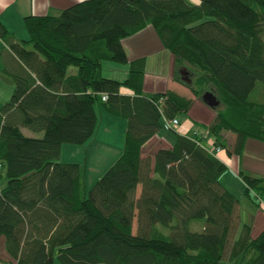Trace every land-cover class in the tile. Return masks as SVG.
<instances>
[{"label": "trees", "instance_id": "1", "mask_svg": "<svg viewBox=\"0 0 264 264\" xmlns=\"http://www.w3.org/2000/svg\"><path fill=\"white\" fill-rule=\"evenodd\" d=\"M23 23L20 38L0 20V264H264V173L236 172L259 207L241 225L218 156L264 142V0H78ZM147 25L193 96L144 90L146 58L123 39ZM105 60L126 75L105 76ZM207 89L222 104L209 123L167 125ZM97 106L124 117L125 134L86 185L87 163L59 155L93 137Z\"/></svg>", "mask_w": 264, "mask_h": 264}, {"label": "crops", "instance_id": "2", "mask_svg": "<svg viewBox=\"0 0 264 264\" xmlns=\"http://www.w3.org/2000/svg\"><path fill=\"white\" fill-rule=\"evenodd\" d=\"M77 0H0V20L3 24L10 30L13 31L16 36L20 38L27 37V30L23 23V16L30 13H45V12H54L68 4H71ZM123 45L127 52L129 58L137 57V56H145L146 58V65H145V74H144V81L143 86L145 91H160L166 88H175L173 85L174 83L180 84L176 80L173 79L174 75V56L173 54L166 49L158 37L154 32V29L147 25L145 28L141 29L137 33L128 36L123 39ZM4 46V42L0 40V51ZM156 60H161L162 62H166L165 69L162 71H156L152 69V65L156 62ZM160 61V62H161ZM108 66L112 68H118L120 72L117 76L114 77L122 78L126 75L128 70V63H121V64H114L108 63ZM0 67H1V58H0ZM8 89H10V85H7ZM97 115H98V126L96 128L95 134L91 139L82 143V144H75V143H63L60 150L59 159L61 161H76L79 163H87L88 160V149L91 146H96L97 149H102L105 151L106 154H111L112 156L105 161L106 165L111 162L120 152V149L123 144L124 134H125V126L126 120L122 116H117L106 112L101 106H97ZM212 114H214L212 112ZM211 114V116H212ZM108 118L113 121L115 118L116 125L119 127L120 131L115 137L114 141H111L113 145L107 143L106 141H101L97 139V134L99 129L102 132L108 130L110 125H108ZM206 120L212 118H204ZM112 123V122H111ZM191 127H193V119L191 117H186L179 125L180 132H186ZM111 131V128L109 129ZM113 132V128L112 131ZM154 140L163 139L166 144L169 142L163 138L159 137L157 134L153 136ZM157 142V141H156ZM72 144V145H71ZM99 144H103L101 147ZM84 148L83 157L76 158L75 155L79 154L82 147ZM64 149H71L72 151V158L67 159L64 158L63 151ZM242 154V153H241ZM74 155V156H73ZM218 156L221 157L226 165L230 167L231 171L236 173L240 168L248 169L245 165H243V158L239 154H228L224 149H220L218 151ZM100 167V166H99ZM103 168V166H102ZM102 170V169H101ZM100 171V168L99 170ZM97 171V172H98ZM87 174V170H86ZM98 174V173H97ZM1 239V237H0ZM0 256L2 258L10 259L9 255L3 248L2 239L0 240ZM56 264V263H55Z\"/></svg>", "mask_w": 264, "mask_h": 264}, {"label": "rangeland", "instance_id": "3", "mask_svg": "<svg viewBox=\"0 0 264 264\" xmlns=\"http://www.w3.org/2000/svg\"><path fill=\"white\" fill-rule=\"evenodd\" d=\"M78 1V0H77ZM161 61V60H160ZM159 60H156V62L154 63V65H152V69L156 70V71H162L165 69L166 66V62H160ZM108 63H114V64H121L120 62H114L111 60H105L103 62V69L102 72L103 74H105V76H117V74L120 72V70L118 68H112L111 66H108ZM175 66V64H174ZM175 69V68H174ZM183 70H187L186 68H184ZM178 74L180 73L177 72ZM184 74L186 76L189 77H193L195 76V74L193 72H189V73H181ZM178 82V81H177ZM8 84H5L4 82L0 81V103L5 100L9 94H10V89H8L7 86ZM173 85H175L174 87L177 88V90L179 92L185 93L189 96H193L194 94L192 93V91L184 84H176L174 83ZM218 107H222V104L218 102ZM215 109L208 105L203 99H202V94L201 97L200 96H196L194 97V101L193 104L191 105L190 109L188 110L187 113L182 114L179 116V120L180 122H182L186 117H191L192 119H195L197 122H199V125L201 126L203 122L205 123H209L211 120L208 119H204V118H213V114ZM212 114V116H211ZM113 121H115V118L113 119ZM108 118V125H110L111 131L113 128V132H111L109 129L102 132L101 129H99L98 134H97V139L101 140V141H106L107 143L110 144V148L112 142L114 141L115 137L117 138V135L119 134V127L116 125V122H113ZM112 122V123H111ZM179 124H175L173 125L174 128L177 130L179 129ZM25 130L26 133L29 134H34L36 136H40L41 132L40 131H32L28 128H23ZM168 129V130H167ZM172 134L170 128L167 127H163L160 132L157 135H160V137L163 138H167ZM154 140V139H153ZM156 145L159 144H166L164 142L163 139H159V140H155ZM72 145V144H71ZM101 147H103V144H99ZM82 150H80L79 154L75 155L76 158H81L83 157V153H84V148L83 146ZM88 160H87V184H89L90 177H93L91 180H94L98 175L97 171L99 170V168L101 169L102 166H106L103 165L105 164V161L107 162V160H109V158L112 156L111 154H106L105 151H103L102 149H97L96 146H91L88 149ZM72 151L71 149H64L63 151V156L64 158L70 159L72 158ZM241 157L243 158V165H245L246 167L249 168V171L251 172H258V173H264V142L253 139V138H247L245 140V144H244V148L242 151V154H240ZM74 156V155H73ZM60 160V159H59ZM100 166V167H99ZM244 170H248V169H244ZM222 182L225 184V186L231 190L236 197L238 198L239 201V218L241 220V225L244 222H249L251 219V215L254 214L255 212H257L259 210V207L257 206V203L252 200L245 192H244V185L243 182L241 183V181L237 178L236 173L232 172L230 167L227 168V172L225 174V176L221 179ZM263 206V205H261ZM264 212V211H263ZM263 215V214H261ZM1 254V251H0ZM58 264V262L56 263Z\"/></svg>", "mask_w": 264, "mask_h": 264}, {"label": "water", "instance_id": "4", "mask_svg": "<svg viewBox=\"0 0 264 264\" xmlns=\"http://www.w3.org/2000/svg\"><path fill=\"white\" fill-rule=\"evenodd\" d=\"M183 77L189 80L188 76L185 75ZM202 99L210 106H215L219 102V99H217L216 95L208 89L202 93Z\"/></svg>", "mask_w": 264, "mask_h": 264}, {"label": "built area", "instance_id": "5", "mask_svg": "<svg viewBox=\"0 0 264 264\" xmlns=\"http://www.w3.org/2000/svg\"><path fill=\"white\" fill-rule=\"evenodd\" d=\"M103 98H105V96H103ZM166 122H167V125H173V124H176V123H178V117H173L171 120H166Z\"/></svg>", "mask_w": 264, "mask_h": 264}]
</instances>
